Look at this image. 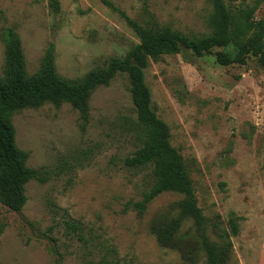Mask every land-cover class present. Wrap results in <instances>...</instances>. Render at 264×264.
<instances>
[{"label": "rangeland", "instance_id": "374dc122", "mask_svg": "<svg viewBox=\"0 0 264 264\" xmlns=\"http://www.w3.org/2000/svg\"><path fill=\"white\" fill-rule=\"evenodd\" d=\"M58 1L55 11L50 0H0V75L7 27L21 38L29 73L53 43L56 69L68 79L106 66L139 42L126 19L101 0ZM111 1L146 26L157 22L201 39L217 31L213 0ZM255 17L264 19V0ZM216 51L234 56L237 45L203 56L188 49L165 54L149 63L145 79L152 107L169 124L188 169L209 235L219 239L235 219L228 264H264V66L251 54L243 64L222 65ZM12 122L40 178L25 184L20 211L0 202V264H207L204 251L187 260L153 232L157 220L177 214L182 194L164 191L143 211L137 207L155 176L152 165L124 162L142 145L126 73L93 90L87 122L69 102L23 108ZM180 230L194 232L193 222Z\"/></svg>", "mask_w": 264, "mask_h": 264}, {"label": "trees", "instance_id": "16d2710c", "mask_svg": "<svg viewBox=\"0 0 264 264\" xmlns=\"http://www.w3.org/2000/svg\"><path fill=\"white\" fill-rule=\"evenodd\" d=\"M117 10L134 29L139 42L124 56H113L106 66L90 70L80 79L61 76L55 64L54 44L48 47L40 68L29 73L22 41L18 32L7 27L5 38V67L0 75V202L11 210L20 211L27 201L26 186L31 179L40 178L37 170L28 166V152L19 148L13 115L28 107L45 102L60 105L69 102L77 109L85 122L89 119V98L93 90L107 85L117 75L126 73L130 82L132 101L137 113V126L142 145L124 162L129 167L152 165L155 182L144 193L137 207L143 211L148 203L164 191L183 195L176 208V215L159 220L153 225L162 245L178 250L187 260L197 258L199 251L205 252L207 264H228L231 235L237 233V222L230 220L231 230L218 233L219 239H212L208 233L206 217L197 204L194 186L188 169L178 149L171 142L169 124L152 107V94L145 79V69L151 61L159 60L165 54L178 53L188 49L197 56L211 54L216 47L234 42L237 51L234 56L216 51V59L222 65L243 64L248 55H254L264 66V19H256L255 12L261 0L253 3L241 0H213L218 27L209 39L188 36L168 25L150 22L147 26L131 18L111 0H101ZM55 11L60 9L58 0H50ZM191 220L194 232H181L182 223ZM67 226L77 230L76 223ZM97 264H116L102 260Z\"/></svg>", "mask_w": 264, "mask_h": 264}]
</instances>
